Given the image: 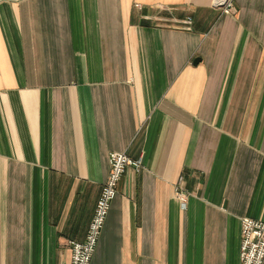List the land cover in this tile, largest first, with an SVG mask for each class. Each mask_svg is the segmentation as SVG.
Listing matches in <instances>:
<instances>
[{
	"label": "crops",
	"instance_id": "0c3cea01",
	"mask_svg": "<svg viewBox=\"0 0 264 264\" xmlns=\"http://www.w3.org/2000/svg\"><path fill=\"white\" fill-rule=\"evenodd\" d=\"M215 4L0 0V264H71L112 153L141 168L91 264H241L242 220L264 221V0Z\"/></svg>",
	"mask_w": 264,
	"mask_h": 264
},
{
	"label": "built area",
	"instance_id": "2783aa9c",
	"mask_svg": "<svg viewBox=\"0 0 264 264\" xmlns=\"http://www.w3.org/2000/svg\"><path fill=\"white\" fill-rule=\"evenodd\" d=\"M215 5L226 8V13H229L232 8V0H216ZM186 23L191 25V19L187 20ZM110 165L111 173L103 187L86 240L83 243H72L71 264H91L112 202L118 194L120 182L129 168L140 169L141 161L132 159L123 153H112L110 154ZM179 198L182 202L186 201L182 194H179ZM240 262L241 264H264V221H256L250 218L242 220Z\"/></svg>",
	"mask_w": 264,
	"mask_h": 264
}]
</instances>
